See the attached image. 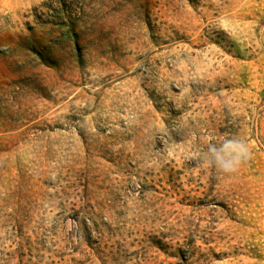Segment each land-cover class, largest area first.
Returning a JSON list of instances; mask_svg holds the SVG:
<instances>
[{
	"label": "rangeland",
	"instance_id": "374dc122",
	"mask_svg": "<svg viewBox=\"0 0 264 264\" xmlns=\"http://www.w3.org/2000/svg\"><path fill=\"white\" fill-rule=\"evenodd\" d=\"M0 264H264V0H0Z\"/></svg>",
	"mask_w": 264,
	"mask_h": 264
},
{
	"label": "clouds",
	"instance_id": "9594fccd",
	"mask_svg": "<svg viewBox=\"0 0 264 264\" xmlns=\"http://www.w3.org/2000/svg\"><path fill=\"white\" fill-rule=\"evenodd\" d=\"M251 157L249 145L235 138H225L210 143L201 156L205 166L215 168L223 174H234Z\"/></svg>",
	"mask_w": 264,
	"mask_h": 264
}]
</instances>
